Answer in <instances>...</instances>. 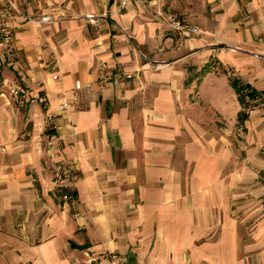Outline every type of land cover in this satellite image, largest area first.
<instances>
[{"label": "crops", "instance_id": "0c3cea01", "mask_svg": "<svg viewBox=\"0 0 264 264\" xmlns=\"http://www.w3.org/2000/svg\"><path fill=\"white\" fill-rule=\"evenodd\" d=\"M9 1L55 21L0 0L13 35L0 44V264H264V108L252 98L244 113L216 71L264 97V0ZM66 161L79 169L67 189L53 177Z\"/></svg>", "mask_w": 264, "mask_h": 264}, {"label": "built area", "instance_id": "2783aa9c", "mask_svg": "<svg viewBox=\"0 0 264 264\" xmlns=\"http://www.w3.org/2000/svg\"><path fill=\"white\" fill-rule=\"evenodd\" d=\"M5 1L8 2L10 9L12 10L13 13L19 15L26 21H32L38 25H49L55 21L54 17L47 15V14H41L37 16H28L24 14L22 11H20L19 9H17L9 0H5ZM125 6H126V2H122L120 4L121 9L124 8ZM1 16L2 15L0 14V44L9 45L13 41V35ZM79 18L95 26H101L103 23L109 22L108 15L106 13H103L100 15H86V16L79 17ZM168 27L175 35H177L181 39H190L194 36L199 35V30L196 27L190 26L179 20L169 21ZM219 46L222 47V49H228L233 52L238 51L237 47L235 46H227V45H219ZM141 57L143 58L144 62L149 66V68L153 71L161 70L167 66V62L155 61L143 55H141ZM216 70L218 71V73L220 72L219 67H217ZM99 71L103 74L106 71V66L104 64L100 65ZM228 76L232 81L238 84V87L241 90L242 100L249 107L252 104L251 103L252 98L256 99L257 95L253 93V90L247 83L243 82L240 79L237 73L230 71ZM122 78L125 80H128L132 78V75L125 74L122 76ZM52 79L56 81L57 76H53ZM75 88L80 89L81 88L80 83H76ZM10 95L14 99H16L19 103H22L25 99L24 90L18 87L11 88ZM68 108H69V104L66 102L63 103L61 106V110L63 111L67 110ZM55 122H56L55 118L48 117L46 121V126L51 127L53 129H57ZM78 171H79L78 166L74 161L57 162L53 165L54 183L59 188L67 189L70 187V185H72L73 180L76 179L78 175ZM63 200L67 202H71V203L74 202L73 197L69 194H65L63 196ZM261 206L264 208V196L261 199ZM109 264H122V263H121L120 258L117 257V255H111L109 258Z\"/></svg>", "mask_w": 264, "mask_h": 264}, {"label": "rangeland", "instance_id": "374dc122", "mask_svg": "<svg viewBox=\"0 0 264 264\" xmlns=\"http://www.w3.org/2000/svg\"><path fill=\"white\" fill-rule=\"evenodd\" d=\"M144 2V1H143ZM142 2V3H143ZM157 16H161V15H159V14H157ZM55 20V19H54ZM221 45H227V44H221ZM228 46V45H227ZM233 46H235V47H237L236 45H233ZM219 47V49L221 50V51H228V49H222V47H220V46H218ZM237 49H238V51H235V53H237V54H242V55H248L249 53L247 52V51H244V50H241V49H239L238 47H237ZM230 51V50H229ZM257 58H259V59H261V60H263L264 61V56H260V55H258V57ZM159 62H162V61H159ZM217 68V67H216ZM219 70H220V72L219 73H224V74H226L227 76L229 75V72L231 71V72H235V73H237V75H239V77H240V79L243 81V82H245V83H247L248 84V82L246 81V79L242 76V75H240L237 71H234V70H228V71H223L220 67H219ZM217 71V70H216ZM217 73H218V71H217ZM229 77V76H228ZM230 81H232L231 79H230ZM232 82H234V81H232ZM240 92H241V90H240ZM240 96H241V93H240ZM241 98H242V96H241ZM256 100H259V104H260V106L262 107V109L264 108V97L262 96V95H260V94H257V98H256ZM241 104H242V111L244 112V113H249L250 111H252V104L248 107V105H246L245 103H244V101L242 100V102H241ZM263 196H264V194L258 199V206H259V208L264 212V208L261 206V199L263 198ZM112 255H117V257L118 258H120V260H121V263L122 264H124L123 263V261H122V258H121V256H119L118 254H112ZM110 256L111 255H107L105 258H106V261H107V263L109 264V258H110Z\"/></svg>", "mask_w": 264, "mask_h": 264}, {"label": "trees", "instance_id": "16d2710c", "mask_svg": "<svg viewBox=\"0 0 264 264\" xmlns=\"http://www.w3.org/2000/svg\"><path fill=\"white\" fill-rule=\"evenodd\" d=\"M233 84L237 87V89L240 91V88L238 87V84L236 82H233Z\"/></svg>", "mask_w": 264, "mask_h": 264}]
</instances>
